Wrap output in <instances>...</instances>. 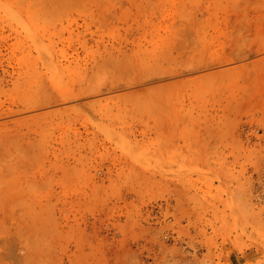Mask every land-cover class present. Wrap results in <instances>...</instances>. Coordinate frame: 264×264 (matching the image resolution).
I'll return each mask as SVG.
<instances>
[{
	"label": "rangeland",
	"instance_id": "rangeland-1",
	"mask_svg": "<svg viewBox=\"0 0 264 264\" xmlns=\"http://www.w3.org/2000/svg\"><path fill=\"white\" fill-rule=\"evenodd\" d=\"M0 264H264V0H0Z\"/></svg>",
	"mask_w": 264,
	"mask_h": 264
},
{
	"label": "bare ground",
	"instance_id": "bare-ground-1",
	"mask_svg": "<svg viewBox=\"0 0 264 264\" xmlns=\"http://www.w3.org/2000/svg\"><path fill=\"white\" fill-rule=\"evenodd\" d=\"M160 85V84H159Z\"/></svg>",
	"mask_w": 264,
	"mask_h": 264
}]
</instances>
